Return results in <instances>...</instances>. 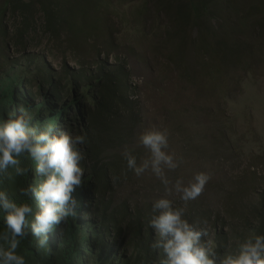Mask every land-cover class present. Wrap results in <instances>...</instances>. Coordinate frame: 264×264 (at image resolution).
Returning <instances> with one entry per match:
<instances>
[{
    "label": "rangeland",
    "instance_id": "rangeland-1",
    "mask_svg": "<svg viewBox=\"0 0 264 264\" xmlns=\"http://www.w3.org/2000/svg\"><path fill=\"white\" fill-rule=\"evenodd\" d=\"M109 1L98 13L97 29L80 31L50 8L21 5L13 12L0 0V96L8 86L28 79H36L28 89L38 92L46 89L44 76L61 80V87L70 72L83 81L98 70L123 69L128 73L126 97L138 104L141 121L129 144L107 148L102 159L123 160L125 146L143 158L138 134L152 127L165 131L169 151L183 161L167 173L170 180L187 182L200 171L210 175L186 212L207 210L212 218L220 215L242 228L245 219L249 226L264 202V44L254 47L253 55L246 53V62L229 67L221 76L223 88L219 77L203 69L193 45L205 29L216 43H254L237 13L260 0H226L225 11L216 8L211 21L205 18L186 29L175 54L169 53L167 24L160 22L166 16L156 18L152 3L143 19L135 11L140 1ZM91 18L86 19L94 23ZM113 182L114 202L128 208L129 222L137 213L150 216V202L164 188L150 172L136 177L127 171L124 161L117 164ZM175 203L181 205L178 199ZM240 216L245 218L238 224Z\"/></svg>",
    "mask_w": 264,
    "mask_h": 264
},
{
    "label": "trees",
    "instance_id": "trees-1",
    "mask_svg": "<svg viewBox=\"0 0 264 264\" xmlns=\"http://www.w3.org/2000/svg\"><path fill=\"white\" fill-rule=\"evenodd\" d=\"M125 1H140L135 11L143 19L146 18V12L152 9L151 3L157 14L156 18L166 16V21L160 22L167 24V45H170L169 53L175 51L174 54L183 43L181 36L187 28L205 18L211 21L216 8L225 11L228 6L226 0ZM109 3V0L1 2L13 12L21 5L29 8L35 5L50 8L65 18L71 29H76L77 24L80 31H95L97 27L94 26L99 22L98 13L102 8H108ZM237 15L241 16L240 22L244 27L250 30L254 43L239 42L238 39L216 43L210 41L213 37L212 31L205 29L193 45L196 55L203 63V69L216 78L225 76L229 67H237L246 62V53L253 55V48L264 44V0L252 4ZM90 17L94 23H89ZM244 70L247 75L250 74L249 69ZM64 79L65 84L60 87L61 80L42 77L46 88L43 89L44 92L30 91L28 88L34 86L36 79H28L25 83L17 82L12 87L8 86L0 96V118L23 107L32 116V123L41 129L52 126L70 133L82 131L87 134V144L83 146L85 159L80 165L84 169V177L81 187L73 193L80 205L77 215L55 227L49 234L48 247L45 249L36 248L35 238L29 231L27 237L21 241L18 253L25 257L26 264H158V254L150 247L154 235L147 225L149 216L146 213L142 216L137 213L132 217L133 221L129 222L132 215L128 213V208L117 206L114 202L113 173L117 164L124 160L107 163L101 157L107 148L129 144L134 129L141 121L138 104L126 97L129 88L128 73L123 69H116L113 73L98 70L89 73L80 81L75 73L70 72ZM219 84L223 88L225 80H219ZM21 166L29 169L22 177L16 176L11 169L0 174V190L7 191L17 203L27 200L19 193L18 188L38 183L41 179L34 175V162L30 159L21 157ZM30 203L37 210V202L31 200ZM185 215L195 227L207 228V239L216 243L220 254L234 251L236 242L250 234H264V202L257 206V213L249 226L245 217H239L238 224L244 219L243 228L237 223L236 227L234 222H229L220 215L212 218L207 210L194 208ZM204 220L207 221L206 225L201 223ZM3 228L0 217V231Z\"/></svg>",
    "mask_w": 264,
    "mask_h": 264
},
{
    "label": "clouds",
    "instance_id": "clouds-1",
    "mask_svg": "<svg viewBox=\"0 0 264 264\" xmlns=\"http://www.w3.org/2000/svg\"><path fill=\"white\" fill-rule=\"evenodd\" d=\"M87 134L68 132L47 126L41 129L32 123V116L23 107L0 118V174L10 169L16 176L29 170L21 166V157L34 162L38 183L19 187L27 200L17 203L5 190H0V264H26L18 253L21 241L29 231L37 249L48 247V237L57 225L77 215L79 202L73 196L82 185ZM137 144L146 155L138 159L135 150L125 146L121 156L127 171L136 177L150 172L164 186L163 193L151 200L148 228L154 240L150 247L157 252L158 264H264V234H250L236 242L234 251L220 254L213 240L207 239L206 227H195L186 218L189 202L195 201L205 189L210 175L200 171L190 180L167 173L175 172L183 162L169 151L165 131L147 128L137 136ZM176 199L181 202L176 206ZM31 200L37 202L34 210ZM206 225L207 221H202Z\"/></svg>",
    "mask_w": 264,
    "mask_h": 264
}]
</instances>
